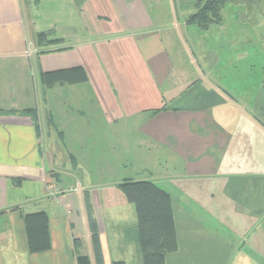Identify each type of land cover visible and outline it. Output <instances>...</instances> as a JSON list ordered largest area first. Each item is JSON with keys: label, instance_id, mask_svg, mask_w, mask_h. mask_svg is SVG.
<instances>
[{"label": "crops", "instance_id": "0c3cea01", "mask_svg": "<svg viewBox=\"0 0 264 264\" xmlns=\"http://www.w3.org/2000/svg\"><path fill=\"white\" fill-rule=\"evenodd\" d=\"M199 1L0 0V45L33 39L0 50V264H145L144 233L163 264H264V14L204 30Z\"/></svg>", "mask_w": 264, "mask_h": 264}, {"label": "trees", "instance_id": "16d2710c", "mask_svg": "<svg viewBox=\"0 0 264 264\" xmlns=\"http://www.w3.org/2000/svg\"><path fill=\"white\" fill-rule=\"evenodd\" d=\"M40 0H35L38 3ZM236 0H200L198 3L197 11L194 15L189 18L190 23L198 24L202 29H208L211 25L220 23L222 21V10L227 3ZM259 1V0H258ZM48 33H39L37 35V46L48 47L55 45L56 41H47ZM24 114L36 119V112L33 110L25 111ZM122 188L129 199L134 201L138 207L140 223H142L143 230L147 231L145 224H150L157 220L158 226L168 227L162 218H156L153 215L158 206H164V200H168L169 197L158 191L156 188L151 186V183L147 182H134L132 180H126L119 185ZM134 188V189H133ZM153 190V191H152ZM159 192L156 193L155 191ZM147 233V232H146ZM169 235L160 236V245L158 244L159 238L152 242L153 238L151 234L145 233L141 236L142 251L144 254L145 264H163L165 255L167 253L165 249V240ZM152 242V243H151ZM155 243V244H153ZM77 244V243H76ZM87 259L85 257H79V261L83 262ZM99 264H102V258H98Z\"/></svg>", "mask_w": 264, "mask_h": 264}, {"label": "rangeland", "instance_id": "374dc122", "mask_svg": "<svg viewBox=\"0 0 264 264\" xmlns=\"http://www.w3.org/2000/svg\"><path fill=\"white\" fill-rule=\"evenodd\" d=\"M235 2H248V3H255V4H259L260 5V13L262 14H264V9L262 10V8H263V5H264V0H236ZM232 12H230L229 14H231ZM228 17H229V15H228ZM262 22H260V24H261ZM263 24V27L260 25V27H259V30H258V32H259V34H263L264 33V23H262ZM253 28H254V26H253ZM27 42L29 43V45H27L26 43H25V40L23 41V43L21 44H11V46H10V44L9 43H6V44H1L0 45V50H3V51H9V50H13L14 48H17V47H19V49H24V50H27V51H29L30 49H31V45L33 44V39L30 37V36H28L27 37ZM35 82H36V77H35ZM125 176L126 177H131V178H133V179H140V176H145V174H144V172H142V171H128V172H125Z\"/></svg>", "mask_w": 264, "mask_h": 264}]
</instances>
